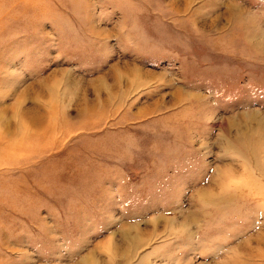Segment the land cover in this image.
Masks as SVG:
<instances>
[{"label": "rangeland", "instance_id": "rangeland-1", "mask_svg": "<svg viewBox=\"0 0 264 264\" xmlns=\"http://www.w3.org/2000/svg\"><path fill=\"white\" fill-rule=\"evenodd\" d=\"M0 264H264V0H0Z\"/></svg>", "mask_w": 264, "mask_h": 264}, {"label": "bare ground", "instance_id": "bare-ground-1", "mask_svg": "<svg viewBox=\"0 0 264 264\" xmlns=\"http://www.w3.org/2000/svg\"><path fill=\"white\" fill-rule=\"evenodd\" d=\"M186 1V0H185ZM177 3V2H176ZM229 11H230V15L232 16V17H237L238 16V13H241V11H242V9H240L239 7H238V5H235V4H233V3H230L229 4ZM181 8V7H180ZM230 9H233L234 10V13L230 10Z\"/></svg>", "mask_w": 264, "mask_h": 264}]
</instances>
